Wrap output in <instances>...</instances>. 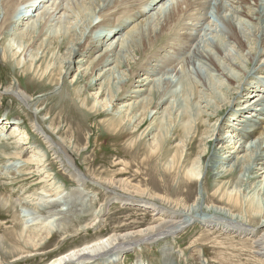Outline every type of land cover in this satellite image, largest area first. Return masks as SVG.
I'll use <instances>...</instances> for the list:
<instances>
[{
  "label": "bare ground",
  "instance_id": "bare-ground-1",
  "mask_svg": "<svg viewBox=\"0 0 264 264\" xmlns=\"http://www.w3.org/2000/svg\"><path fill=\"white\" fill-rule=\"evenodd\" d=\"M125 1L130 0H0V59L14 63L16 70L22 71V78L48 77L51 81L58 74L62 80L64 72L68 76L75 71L71 83L75 81L79 93L84 89L97 90L99 86L90 96V106L84 98L79 101V108L99 116L115 115L117 126H123L130 135L136 134L140 141L145 140L155 155L167 157V172L178 170L183 183L199 185L197 197L187 205L151 195L126 179L115 181L104 174L90 179L74 159L71 145L59 137L61 129L45 128L42 117L41 122L33 121L32 127L43 146H35L30 153L26 146L28 135L18 134L22 128L7 113L0 117V160L9 164L0 167V183L7 181V186L22 189L15 198L4 189L5 185L0 187V208L12 213L16 228L0 235V252L22 259L23 255L32 254L26 250H40L55 234L66 237L92 229L104 211L93 206L94 197L84 196L83 188L91 181L120 206L136 200L140 211L153 213L151 225L136 232L113 233L43 264H116L130 252L151 245L158 250L161 240L167 238L160 246V261L179 264L181 257L174 256L170 241L181 238L196 224L202 232L194 236V243L218 230L227 236L248 237L252 258L259 256L256 259L262 264L264 0H137L134 2L138 4L145 2L138 14L119 17L115 10ZM28 6L32 10L24 12ZM180 26L181 36L174 33ZM177 44L186 46L189 55L182 63H171L170 58L177 55L172 45ZM210 44L214 45L208 55L205 49ZM158 45L162 47L154 54ZM191 54L207 70L198 71L203 77L198 82L184 83L183 105L179 106L173 84L178 80L186 82L183 77L191 64ZM88 75L90 80L83 87ZM60 86L54 91H60ZM0 93L16 97L36 116L44 114L37 108L41 100L30 97L17 81ZM189 94L193 95L191 110L186 109ZM195 94L202 96L196 100ZM174 121L180 132L177 137L170 133ZM201 125L205 126L203 131ZM6 128L12 132L4 134ZM224 128L232 133H222ZM173 140L175 144L171 146ZM212 148L214 153L208 157ZM218 150L223 152L219 159ZM49 155L52 159H48ZM56 164L79 187L66 190V181L54 173ZM205 172L211 180H206ZM207 186H212L217 204L206 203L207 192L210 193ZM33 187L35 190L29 193ZM84 201L88 204L81 205ZM76 218L89 219V223L76 230L77 224L72 225ZM20 241L24 242L22 249L18 246ZM243 243L246 248L248 242ZM205 255L204 250H198L194 264H211ZM2 260L0 255V264ZM141 261L137 259L134 264H143Z\"/></svg>",
  "mask_w": 264,
  "mask_h": 264
},
{
  "label": "rangeland",
  "instance_id": "rangeland-1",
  "mask_svg": "<svg viewBox=\"0 0 264 264\" xmlns=\"http://www.w3.org/2000/svg\"><path fill=\"white\" fill-rule=\"evenodd\" d=\"M134 1L137 0H133V1L130 0L128 2L125 1L128 4L123 2L124 4H121L119 6L117 5L119 8L118 10L117 9L115 10V13L116 11L117 13H120L119 17L128 14L126 18L130 15L131 12L138 14L139 13L138 9L144 5L146 0L144 3L140 1L139 4L135 3ZM23 10L25 12L27 10H32V9L30 6H28L26 7V9L24 7ZM212 20H214V18ZM174 33L181 36V34H183L181 30V26L179 28H176ZM174 33H172V35H175ZM166 43H167V39L162 45H165ZM162 45H158L157 47L154 48L153 50L155 51L154 54L159 52ZM213 45L214 44H210L206 46L205 50L207 51L206 53L208 55L212 51ZM172 47L177 52V55L174 58H170L171 63L179 62V61L180 63H182V61H184L183 59H186L187 55H189L188 53L189 49H186V46H182L181 44L172 45ZM189 58L190 59L192 58V61L190 66L187 65L188 66L186 67L187 72L183 77V79L186 82L184 81L182 82L178 80L177 83L175 82L173 84L174 92L178 99L179 106L183 105V100H184L183 94L185 89L184 83H191V82L193 84L196 83L197 80H201L203 78L200 74L198 75V73L201 70L203 71V73H205L207 70V68L202 67L200 65V61L196 58V56L191 54ZM186 62L187 61H185L184 64L182 65L184 66ZM182 65L179 66V69ZM16 69L17 66L14 63L5 60L3 61L0 59V91L1 90L3 91L7 86H9V84L13 82L15 83L17 81V84L24 91H26L30 97L34 98L35 100L37 99L41 100L37 108L39 107L38 109L40 110L42 109L44 111L43 114L44 116L34 115L31 112L30 108L25 107V105L19 102V100L16 97L12 95L1 96L0 93V101L4 97L5 98L7 97V99L4 100L3 103H0V112H1L0 117H3L5 116V114L8 113L12 118L17 119L16 122L14 123L17 124L20 128H22V130H20V133L18 134H21L22 132L23 135L24 133L28 135L27 136L28 141L26 142L27 143L26 146L30 150V153L33 151L35 146L36 147L43 146L42 141L39 138H37V135L34 133V129L32 127V122L33 121L41 122V117H42L46 122V124L44 125L45 128H48V126H53L54 128L57 127V129H61L59 137L65 140L67 144L69 143L71 145L73 151L71 153L73 154L74 159L78 162L82 171L89 174L90 179L92 178V180H94V178L102 176L103 174L104 177H108L112 179L114 178L113 180L115 181H118L119 179H126L128 180V182L132 183V185L134 184L135 186L147 190L151 195L154 194L160 197L161 196L168 197L171 198L172 201L180 200L186 203L187 205H191L194 203L198 191L200 190L199 185H197L196 183H189V182L183 183V181L181 180L182 176H180L181 173L178 170H175L174 172L173 171L167 172L164 169V162L167 157L163 159L164 156L155 155L150 151L149 146H147V144H144L146 143L145 140L140 141V139H137L136 134L130 135V132L124 130L123 126L122 127L117 126V123L115 121L116 119L114 117L115 115L107 114L105 116H99L89 112L88 110H83L82 108H79L81 104L78 103H80L79 101L83 100L84 98H86L85 101H88V104L90 106L91 103L90 96L91 94H94L99 90V86L97 87V90L93 91L89 89L87 90L84 89L81 91V93H79V90L75 85V81L71 83V81L73 80V75L76 73L75 71L71 72V74H69L68 76H66L64 72L62 76L63 77L62 80L59 79L58 74H56L51 78L52 80L50 81L47 80L48 77L39 78L33 76V78L32 77L29 78L24 76V78H22L23 77L21 76L22 71L19 72ZM167 70H170V68H168ZM89 80H90V75H88L84 79L83 87L87 86V82ZM253 83L254 82H252L251 84ZM57 85H61L60 87L63 86V88L60 89V91L58 90V92H55L54 88L57 87ZM78 94L81 95L77 96ZM192 96L193 95L191 94L188 95L189 103L186 102V109L188 110L192 109L191 108L192 103L190 102ZM201 96L202 95L200 96L198 95V97ZM244 96L245 95L243 94V97ZM77 97L79 98V100H76ZM194 97H196L197 100L198 97L196 94L194 95ZM227 114L228 111L224 113L225 116ZM169 123L171 124V122ZM9 124L10 127L12 125V122H9ZM173 124L174 125L172 126V131L170 133L173 132L172 133L173 137H177L178 131L177 129H175L176 126L175 121ZM200 129L203 131L205 129V126L201 125ZM231 131L229 128H224L222 133L230 134L232 133ZM11 132L12 129L9 130L8 128H6L4 130V134L5 133L9 134ZM179 134L180 132L178 133V135ZM0 135L3 136L2 133ZM174 141L175 140H173V142L170 143L171 146L175 144ZM168 144L169 143H167V145ZM215 144L216 143L214 142L213 148ZM213 148L209 153L210 156L208 157H212L211 155H213L214 153ZM196 149H193L192 151L193 155H195ZM222 153H223L222 150H218L216 152V156L218 155V159L220 158ZM50 157L52 156L49 155L48 159H52ZM50 161L53 163L52 160ZM6 163L7 165L9 164L8 162H6V160L5 161L0 160V167L6 165ZM57 166L58 165L56 164L55 169H53L55 170L54 173H56L57 176H60L58 177L60 180L66 181V183L68 184L66 186V190L72 191L74 190L75 187L76 188L79 187L77 183L72 179L70 174L62 171L61 168L59 169ZM206 174H207L206 180L207 179L211 180V178L209 177L210 174L208 172ZM90 183L91 181L88 182L87 186L83 188V191L85 192L84 196L88 194L94 197L92 198L93 206L96 208V210L101 209L102 211H104L101 220L96 222L93 225L92 229L87 230L86 232L77 231L76 234L69 233L68 236L66 237H63L59 234L57 235L55 234V236H53L51 240L45 242L46 244L44 243L45 245L44 244L41 245L40 250L33 251L31 249L30 250L25 249L28 252L29 251L32 252V254L28 255V257H25L26 255H23L24 257L22 256L23 257L22 259H20L21 258L20 256L9 258V256L4 255V252H0V255L3 259L2 260L3 262L1 264H43L60 254H64L74 248L81 247L86 244L92 243L94 241L100 240L104 237L112 235L113 233L125 234L130 232H136L141 229H146L151 225L152 223L151 218L153 213L145 210L140 211L138 208L139 206H137L136 200L126 202L124 206H120L117 202L115 203L114 200H112L109 196H107L103 192V189L101 187L99 188L96 185H92ZM2 185H5L6 187H4V189L6 188V191L10 190L13 194V197L15 198L18 197V195L20 194V190L22 189L21 186H7L8 185L7 181L1 182L0 187ZM26 185H27L26 187H28L29 183H27ZM211 188L212 186L206 187V190L210 189L209 191L210 193L207 192L208 198L205 201L206 203L213 202L217 204V199H214V197L212 196L213 191L211 190ZM33 189L34 187L30 188L28 192L31 193V191L35 190ZM90 196L88 197L86 196V197L88 199H91ZM84 202L81 203V205L88 204V203L86 204V201ZM82 208L85 207L82 206ZM65 209L67 208L65 207ZM6 211L7 209L0 208V235L7 234V230L11 231L10 229L12 230L16 229L15 224L12 221L13 220L12 213H8ZM88 220L84 219L80 221L79 219L76 218L74 222H72L73 223L72 225H74V227L77 226L76 230H78L79 227H81V225L84 226L87 223H89ZM200 231H201V226L199 224H196L191 228H189L186 234L181 236V238L179 236L177 239L170 241L171 246L175 251L174 256L181 257V260L178 258L180 261L179 264H189V263L194 264L195 262L194 259L196 258L194 257V255H196L198 250H204V252L206 253L205 257L210 263L212 262L211 264L213 263L214 264H246L247 261L249 260H250V264H258L259 258L258 259L256 258L259 256L256 255L254 258H252L253 250L249 249L250 241L247 240L248 237L243 238L233 234L227 236V234H224L218 230V231H212L213 234L211 233L204 235L202 240L194 243L193 241L196 238L194 236L202 232ZM215 232L216 234H214ZM166 240H168V238L161 240V243L165 242ZM219 240L222 241L220 242ZM243 242L246 243L248 242L246 248H243V246L245 245ZM161 243L157 246L158 250L157 248L154 247V245H151L149 246V248H146L145 250H137V252L136 251L130 252L126 254L125 259H123L121 262H118L116 264H134V261H136L137 259L140 260V258L143 264H163V261H160L162 259L161 258L162 256L160 255L161 252L160 246H162ZM197 245L200 246L195 248V246ZM18 246L20 248L21 247L23 248L24 242L20 241V243H18ZM143 253L144 255H141ZM221 253L223 254V256L227 258V260L222 259L220 255ZM152 256L154 257L153 258L154 261L156 260L155 262L153 261ZM260 263L264 264L263 260H261ZM175 264L177 263L175 262Z\"/></svg>",
  "mask_w": 264,
  "mask_h": 264
}]
</instances>
